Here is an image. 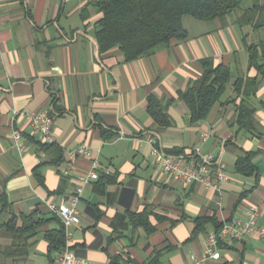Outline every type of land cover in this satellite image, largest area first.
<instances>
[{
    "label": "crops",
    "instance_id": "obj_1",
    "mask_svg": "<svg viewBox=\"0 0 264 264\" xmlns=\"http://www.w3.org/2000/svg\"><path fill=\"white\" fill-rule=\"evenodd\" d=\"M94 1L0 0V193L7 192L19 217L37 207L52 217L48 199L58 201L75 188L77 177L90 172L97 159L99 173L111 174L113 182L102 194L94 182L86 186L79 203L81 221L71 227L75 252L94 264H108L109 254L121 251L128 252L135 264H143L154 248L168 245L173 248L163 255L162 264H188L193 255L204 252L213 230L208 226L193 235L194 218L200 215L215 214L224 221L256 205L259 223L264 225V136L235 124L233 103H217L207 119L191 124L186 105L177 100L169 108L175 126L160 134L148 130L153 125L147 111L149 95L177 96L201 73L204 57L227 64L239 57L240 45L231 27L237 49L225 42L226 36L223 46L210 34L174 41L150 57L124 62L118 48L103 56L99 53L94 30L101 13ZM258 94V101H264V86ZM39 110L54 116L55 141L65 154L61 165L46 163L51 154L40 149L34 141L40 137L29 129L27 113ZM256 117L264 130V108ZM97 122L119 128L120 136L104 141ZM16 128L22 131V151L12 138ZM205 132L210 137L203 150L213 152L230 176L221 191L175 182L154 163L147 141L142 142L155 134L165 148H192ZM84 145L92 150L91 156L76 153ZM245 151L257 152L253 161L258 175L236 171ZM40 164L47 188L57 192L51 197L33 174ZM95 203L102 210L97 223L87 210ZM147 205L157 228L150 235L142 228L133 231L127 217V210L139 212ZM9 218V213L1 214L0 224ZM59 226L57 221L48 222L32 240L28 254L2 258L0 264H50L43 234ZM121 232L126 236L109 243ZM11 242V235L0 228V245ZM228 243L230 247L221 249V259L214 264H264V238Z\"/></svg>",
    "mask_w": 264,
    "mask_h": 264
},
{
    "label": "trees",
    "instance_id": "obj_2",
    "mask_svg": "<svg viewBox=\"0 0 264 264\" xmlns=\"http://www.w3.org/2000/svg\"><path fill=\"white\" fill-rule=\"evenodd\" d=\"M245 0H96V6L101 17L95 24L94 37L98 44L100 55L107 54L110 50L118 48L124 57V62H132L142 57H150L162 48H168L174 41H185L190 38L189 30L184 26V17L191 16L200 21L218 22L224 29L230 25L241 28L251 27L253 31L264 28V0H253L252 5L242 8ZM246 36V35H245ZM248 36V35H247ZM248 55V64L245 71L239 67L238 56L235 57L237 74L232 68V62L217 63L212 56L200 60L201 73L190 79L187 87L180 90L177 96L159 97L151 94L147 98V111L153 119V125L148 130L160 134L162 131L175 126L176 122L169 112V108L177 100L182 101L189 112V122L199 123L207 119L217 103H233L235 108V124L240 129H245L254 136H264L256 114L264 108V101L259 100V90L264 86V40L248 44L245 39ZM254 71V74H251ZM232 83L233 94L222 101V97ZM96 127L101 131L104 141H111L120 136L117 127L104 125L97 122ZM35 136V135H33ZM156 138V145L171 155L190 154L192 148L172 147L165 148ZM34 138V137H33ZM41 150L51 154L46 163L61 165L65 161L62 147L56 142L48 143L43 140H34ZM259 151V150H258ZM257 152L245 151L235 164L238 173L244 176L258 175V167L253 161ZM42 164L33 169V174L39 184L44 187L49 196L57 193L47 188L45 176L40 170ZM113 182V177L108 173H99V178L94 181L98 191L105 193L107 185ZM52 198V197H51ZM49 198V199H51ZM88 213L96 218V223L102 216L98 203L89 204ZM0 215L9 213L10 218L0 224L12 237L9 245H0V262L2 258L18 257L29 253L33 239L42 232V228L50 221L59 223L58 229L44 232V238L49 243L48 257L50 264H55L56 254L65 248L67 242L66 227L52 211V217H47L40 207L35 208L30 214L20 217L13 209L6 191L0 193ZM152 209L147 205L142 211L127 210L128 224L133 231L144 229L150 235L156 231L150 216ZM195 229L193 235L205 232L208 226L220 231L224 221L214 215H200L194 218ZM126 236L125 232L111 237L109 243ZM109 245V244H108ZM230 244L221 242V248H228ZM72 249L77 245L73 244ZM171 245L154 248L152 254L143 264H162V257ZM105 252L108 246L102 248ZM136 260L126 251L109 254L108 264H131Z\"/></svg>",
    "mask_w": 264,
    "mask_h": 264
},
{
    "label": "built area",
    "instance_id": "obj_3",
    "mask_svg": "<svg viewBox=\"0 0 264 264\" xmlns=\"http://www.w3.org/2000/svg\"><path fill=\"white\" fill-rule=\"evenodd\" d=\"M29 129L33 135H38L41 140L52 143L55 141L53 125L54 116L49 110H39L27 113ZM209 132L202 133L200 141L192 147L190 154L171 155L159 148L156 138L150 136L147 143L150 145V153L154 163L164 173L169 175L175 182L180 184H199L206 188L221 191L223 184L230 179L224 171V167L218 161L216 155L203 150V144L209 139ZM12 138L19 150L24 149L22 143V131L13 129ZM77 154L91 156L92 150L84 145ZM99 161L94 160L93 169L77 177V186L69 191L60 200L48 199L47 206L60 218L66 227V246L56 254L55 264H94L88 258L78 255L73 245V231L71 227L81 221L79 203L87 185L99 178ZM70 171V168L69 170ZM259 208L251 205L243 214L235 215L224 220L220 231L212 230L206 240V247L200 256L193 255L188 264H214L221 259V242L242 241L251 236L264 238V225L259 223Z\"/></svg>",
    "mask_w": 264,
    "mask_h": 264
},
{
    "label": "rangeland",
    "instance_id": "obj_4",
    "mask_svg": "<svg viewBox=\"0 0 264 264\" xmlns=\"http://www.w3.org/2000/svg\"><path fill=\"white\" fill-rule=\"evenodd\" d=\"M253 0H245L242 8H246L250 5H252ZM184 26L189 30L190 32V38L189 40L196 39L198 37L208 36L212 34L223 46L225 45L223 42V36H226L228 44H230L234 49H237V44L233 40L229 28L223 29L221 32L219 31V23L218 22H212V21H200L192 18L191 16H185L184 17ZM234 35L236 36V39L239 43V49L237 50L239 52V67L241 71H245L247 69L248 64V55L247 50L245 46V39L248 44L252 43H258L261 40H264V28H262L260 31H253L251 27H244L241 28L238 25H230ZM223 34V35H222ZM246 35V36H245ZM248 35V36H247ZM232 68L234 69V72L237 74V65L235 64V61H232ZM232 83L228 85V90L226 94L222 97V101L227 100L232 94L233 90L231 89Z\"/></svg>",
    "mask_w": 264,
    "mask_h": 264
}]
</instances>
